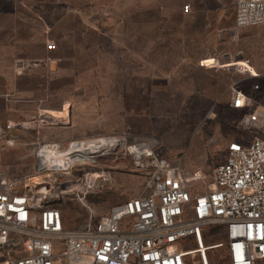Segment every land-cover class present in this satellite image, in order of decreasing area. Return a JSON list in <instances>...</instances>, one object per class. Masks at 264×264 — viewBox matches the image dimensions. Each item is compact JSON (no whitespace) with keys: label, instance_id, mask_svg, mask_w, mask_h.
<instances>
[{"label":"rangeland","instance_id":"obj_1","mask_svg":"<svg viewBox=\"0 0 264 264\" xmlns=\"http://www.w3.org/2000/svg\"><path fill=\"white\" fill-rule=\"evenodd\" d=\"M232 2L0 0V100L6 94L27 99L8 108L0 103V125L29 121L38 110L58 114L63 106L69 114L65 125L54 120L1 136L4 169L25 185L38 178L40 184L30 189L52 197L68 228L88 221L85 205L95 221L144 193L150 170L122 156L79 165L104 169L110 177L82 203L61 192L62 182L76 179L78 166L68 176L38 172L36 141L65 149L73 140L102 136L148 139L159 157L207 181L228 144L248 137L240 128L247 111L230 106L232 81L238 80L252 106L264 109V25L233 31ZM187 4L192 10L183 15ZM50 42L56 50L49 54L44 46ZM238 59H248L260 77L240 82L238 75L215 68ZM255 134L264 136V124ZM223 241L221 230L210 229V264H229L224 246L213 249Z\"/></svg>","mask_w":264,"mask_h":264},{"label":"built area","instance_id":"obj_2","mask_svg":"<svg viewBox=\"0 0 264 264\" xmlns=\"http://www.w3.org/2000/svg\"><path fill=\"white\" fill-rule=\"evenodd\" d=\"M232 5L233 31L264 25V0H233ZM191 10L189 4L181 7L183 15ZM44 48L56 50L53 42ZM233 64L215 68L238 75L240 82L260 77L248 59ZM238 83L230 84V106L247 111L240 128L248 137L228 144L223 161L207 181L206 176L190 175L179 163L159 157L148 139L102 136L73 140L65 149L56 142L36 141L38 172L68 176L78 166L76 179L62 182L66 186L61 192L82 203L110 179L104 169L79 166L84 165L79 162L82 149L91 158L90 164L122 156L135 168L150 170L144 193L113 206L95 221L91 207L84 204L90 217L82 226L68 228L47 192L32 191L0 163V264H191L194 258L192 264H210L205 238L212 228L223 233V243L215 246H224L229 264H264V136L255 134L264 124V109L252 106ZM251 89L257 91L259 85ZM49 112L38 110L25 122L6 121L0 125V137L54 120L68 123L65 106L59 116ZM89 141L100 143L96 151L84 145ZM46 157L52 166L43 162ZM62 158L76 161L67 168L54 165Z\"/></svg>","mask_w":264,"mask_h":264},{"label":"bare ground","instance_id":"obj_3","mask_svg":"<svg viewBox=\"0 0 264 264\" xmlns=\"http://www.w3.org/2000/svg\"><path fill=\"white\" fill-rule=\"evenodd\" d=\"M64 112H66V111H64ZM51 115H54V116H56V115H60V113H58V114H55V113H52V112H49ZM85 146L87 145V147L89 148V150H91V151H96L97 150V148L99 147V145H100V143L99 142H91V141H89V142H85V144H84ZM83 151H82V158L81 159H79L80 161V163L81 164H85V163H92V161H91V158L90 157H88V153H87V151H86V149H82ZM67 159V158H66ZM59 159V160H57V161H55L54 162V165H58L59 167H62V168H67L72 162H74V161H76V160H73V159ZM78 160V159H77ZM48 162L49 163V165H51L52 166V164H51V161H50V159L49 160H47V157H46V159L45 160H43V162ZM34 179V178H33ZM38 179V178H37ZM29 180V182H28V186H30V185H33V184H40L39 183V180ZM38 181V182H37ZM208 246H210V245H208ZM215 246V245H214ZM216 248H213V249H217V248H219V247H217V246H215ZM209 248V247H208ZM207 248V249H208ZM208 251H210V249H208Z\"/></svg>","mask_w":264,"mask_h":264},{"label":"crops","instance_id":"obj_4","mask_svg":"<svg viewBox=\"0 0 264 264\" xmlns=\"http://www.w3.org/2000/svg\"><path fill=\"white\" fill-rule=\"evenodd\" d=\"M44 51L46 52V53H53V52H47L46 50H45V48H44ZM6 99L4 100H0V103H1V105H2V107L1 108H3V107H6V108H8L7 106H8V104H10V103H15V104H17V103H21V102H24V101H26L27 99L26 98H22V97H17V96H15V95H10V94H6L5 96H4Z\"/></svg>","mask_w":264,"mask_h":264}]
</instances>
